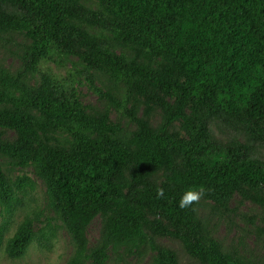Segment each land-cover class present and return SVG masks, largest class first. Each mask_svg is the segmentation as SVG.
Wrapping results in <instances>:
<instances>
[{
  "label": "trees",
  "instance_id": "16d2710c",
  "mask_svg": "<svg viewBox=\"0 0 264 264\" xmlns=\"http://www.w3.org/2000/svg\"><path fill=\"white\" fill-rule=\"evenodd\" d=\"M94 10L80 0H0V40L7 33L26 32L22 69L13 74L3 69L0 85L20 95L0 91V126L13 129L18 144L0 145L10 155L24 156L34 146L45 152L44 174L50 183L54 208L72 237L75 250L66 264H97L107 259L112 245L139 247L148 244L158 264H182L176 254L155 243L148 229L174 235L193 257L207 264H240L219 250L206 235L201 219L179 201L190 187L203 186L205 196L225 198L249 186H264V160L244 152L217 151L208 120L218 118L248 139L264 146V0H98ZM77 20L78 23L73 21ZM97 25L117 39L173 58L170 65L153 70L114 54L108 42L82 25ZM75 55L97 69L123 71L137 76L132 86L163 108L165 118L154 130L137 119L138 129L127 141L82 138L72 149L45 144L27 110L46 116L50 128H63L83 119L82 103L73 81L44 63H62ZM40 75L37 86L26 81ZM183 79V80H180ZM176 98L171 104L158 95ZM188 107L193 115L188 113ZM181 121L192 136L173 138L168 128ZM182 162H178V159ZM162 171L168 187L152 178ZM130 176L131 181H129ZM0 252L20 259L32 242L50 247V237L36 234L32 214H26L15 233L4 242L5 232L21 199L8 184L0 166ZM34 189L23 181L20 189ZM163 188L164 196L157 197ZM264 203V197H259ZM151 207L165 216L150 219ZM106 219L103 239L89 249L87 229L97 215Z\"/></svg>",
  "mask_w": 264,
  "mask_h": 264
},
{
  "label": "rangeland",
  "instance_id": "374dc122",
  "mask_svg": "<svg viewBox=\"0 0 264 264\" xmlns=\"http://www.w3.org/2000/svg\"><path fill=\"white\" fill-rule=\"evenodd\" d=\"M80 2L94 10H102L98 0ZM73 22L78 23L77 20ZM82 26L105 39L110 50L128 62L142 64L153 70H159L161 65H170L173 62L171 56L157 55L125 39H117L110 30L97 25ZM30 43L31 38L26 32L15 31L3 36L0 40V74L3 69L13 74L22 69V57ZM42 70L52 71L73 81L83 110L82 121L73 122L63 128H50L45 123L44 114L33 109L27 110L45 144L72 150L84 137L103 141H127L139 127L137 119L147 121L154 130L164 121L165 112L160 104L132 86L130 81L136 80L137 76L123 71H110L106 66L103 69L93 68L75 55L63 57L59 64L44 63ZM26 80L31 86H37L40 75L28 74ZM0 91L20 95L18 90L4 89L1 85ZM157 92L169 103H176L174 96L161 90ZM13 109L10 104H0V110ZM188 113L194 114L191 107H188ZM208 125L216 141L217 151L244 152L248 156L264 160V146L260 142L248 139L244 133L227 127L218 118L209 119ZM167 133L173 138L192 139L181 121H175ZM17 142L18 136L13 129L0 126V145L17 146ZM23 153L24 156H15L0 149L1 169L8 184L21 199L5 232L4 242L15 233L26 214L30 213L34 219V232L49 236L51 246L45 247L32 242L20 259H12L3 248L0 252V264H66L75 250V244L60 213L53 206L50 183L43 169L48 166L47 157L37 146L23 150ZM178 162L182 160L179 158ZM128 178L131 181L130 176ZM23 181L33 184L34 189H20ZM152 182L158 187H168L162 171L152 178ZM1 193L0 187V195ZM259 197H264V186L258 190L245 186L225 198L204 195L199 203L193 204L194 211L203 222L207 237L218 245L221 252L240 264H264V203ZM147 215L150 219L161 218L166 228L173 229L168 219L151 207L148 208ZM105 225L106 219L100 214L91 222L87 229L89 249L101 243ZM148 232L157 245L172 250L182 264H207L190 255L176 236L155 233L151 229ZM88 264L97 262L95 258H91ZM102 264H158L157 253L148 244L135 248H115L111 245L107 250V259Z\"/></svg>",
  "mask_w": 264,
  "mask_h": 264
},
{
  "label": "clouds",
  "instance_id": "9594fccd",
  "mask_svg": "<svg viewBox=\"0 0 264 264\" xmlns=\"http://www.w3.org/2000/svg\"><path fill=\"white\" fill-rule=\"evenodd\" d=\"M206 194V189L203 186L190 187L185 190L179 201V207L181 209L190 208L193 204L199 203V201ZM164 196L163 188L157 189V197L162 198Z\"/></svg>",
  "mask_w": 264,
  "mask_h": 264
}]
</instances>
